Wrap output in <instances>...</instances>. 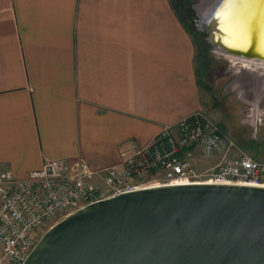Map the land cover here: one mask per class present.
I'll list each match as a JSON object with an SVG mask.
<instances>
[{
    "label": "crops",
    "instance_id": "0c3cea01",
    "mask_svg": "<svg viewBox=\"0 0 264 264\" xmlns=\"http://www.w3.org/2000/svg\"><path fill=\"white\" fill-rule=\"evenodd\" d=\"M202 111L171 0H0V165L105 170Z\"/></svg>",
    "mask_w": 264,
    "mask_h": 264
},
{
    "label": "water",
    "instance_id": "95a60500",
    "mask_svg": "<svg viewBox=\"0 0 264 264\" xmlns=\"http://www.w3.org/2000/svg\"><path fill=\"white\" fill-rule=\"evenodd\" d=\"M196 27L222 56L264 62V0H206ZM23 264H264V187L159 186L60 220Z\"/></svg>",
    "mask_w": 264,
    "mask_h": 264
},
{
    "label": "built area",
    "instance_id": "2783aa9c",
    "mask_svg": "<svg viewBox=\"0 0 264 264\" xmlns=\"http://www.w3.org/2000/svg\"><path fill=\"white\" fill-rule=\"evenodd\" d=\"M186 184L264 187V150L258 157L242 152L198 112L166 126L147 147L133 148L123 154L119 166L105 170L82 164L72 169L66 160L44 161L27 178L16 179L0 165V264H23L47 224L90 204Z\"/></svg>",
    "mask_w": 264,
    "mask_h": 264
},
{
    "label": "rangeland",
    "instance_id": "374dc122",
    "mask_svg": "<svg viewBox=\"0 0 264 264\" xmlns=\"http://www.w3.org/2000/svg\"><path fill=\"white\" fill-rule=\"evenodd\" d=\"M205 2L173 0L174 9L196 43L200 114L225 131L242 152L258 157L264 150V69L249 70L234 64L206 43L205 33H199L192 22L198 20L194 7ZM191 4L194 20L190 18ZM53 224L54 221L43 228L42 236Z\"/></svg>",
    "mask_w": 264,
    "mask_h": 264
},
{
    "label": "bare ground",
    "instance_id": "6f19581e",
    "mask_svg": "<svg viewBox=\"0 0 264 264\" xmlns=\"http://www.w3.org/2000/svg\"><path fill=\"white\" fill-rule=\"evenodd\" d=\"M224 57L230 59L232 63L234 64L239 63L241 64L242 67L249 69V70L264 69V62H257L255 60H245V59L235 58L232 56H224Z\"/></svg>",
    "mask_w": 264,
    "mask_h": 264
},
{
    "label": "flooded vegetation",
    "instance_id": "af4514ba",
    "mask_svg": "<svg viewBox=\"0 0 264 264\" xmlns=\"http://www.w3.org/2000/svg\"><path fill=\"white\" fill-rule=\"evenodd\" d=\"M192 9H193V5L191 4V6H189V10H190V18H191V20H194V15H193ZM193 11H194V9H193ZM192 22L195 23V27H196V21H192ZM196 29H197V27H196ZM197 31H198L199 33H201L198 29H197Z\"/></svg>",
    "mask_w": 264,
    "mask_h": 264
},
{
    "label": "trees",
    "instance_id": "16d2710c",
    "mask_svg": "<svg viewBox=\"0 0 264 264\" xmlns=\"http://www.w3.org/2000/svg\"><path fill=\"white\" fill-rule=\"evenodd\" d=\"M176 1H180V0H176ZM185 1V0H184ZM171 3H172V5H173V7H174V3H173V0H171ZM176 10V9H175ZM177 13H178V11H177ZM179 14V13H178ZM179 17H180V19H181V21H182V24L185 26V24H184V22H183V20H182V18H181V16H180V14H179ZM186 27V26H185ZM187 28V27H186ZM187 30L190 32V34H191V31L187 28Z\"/></svg>",
    "mask_w": 264,
    "mask_h": 264
},
{
    "label": "snow or ice",
    "instance_id": "6c2138e0",
    "mask_svg": "<svg viewBox=\"0 0 264 264\" xmlns=\"http://www.w3.org/2000/svg\"><path fill=\"white\" fill-rule=\"evenodd\" d=\"M228 2H231V3H238L239 0H226V3H228Z\"/></svg>",
    "mask_w": 264,
    "mask_h": 264
}]
</instances>
